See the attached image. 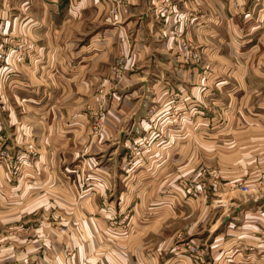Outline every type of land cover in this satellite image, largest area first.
<instances>
[{
	"label": "crops",
	"instance_id": "obj_1",
	"mask_svg": "<svg viewBox=\"0 0 264 264\" xmlns=\"http://www.w3.org/2000/svg\"><path fill=\"white\" fill-rule=\"evenodd\" d=\"M166 3L172 15L155 0H0V46L20 40L27 53L0 60L5 147L35 151L16 176L0 168L1 263L264 264V193L235 195L223 216L197 201L188 216L172 201L174 150L153 139L159 128L189 137L188 122L192 136L203 133L200 113L206 101L220 109L221 86L227 109L264 110V0ZM122 55L124 80L94 135L96 86ZM146 137L150 177L126 168ZM128 206L131 231L118 225ZM196 231L202 247L188 240Z\"/></svg>",
	"mask_w": 264,
	"mask_h": 264
},
{
	"label": "rangeland",
	"instance_id": "obj_2",
	"mask_svg": "<svg viewBox=\"0 0 264 264\" xmlns=\"http://www.w3.org/2000/svg\"><path fill=\"white\" fill-rule=\"evenodd\" d=\"M116 1L122 3L124 0ZM9 53L27 56L25 45L20 40L13 46H0V60L4 61L9 56ZM194 55L200 54L196 53ZM123 57L122 55L115 59L110 66V76L100 79L96 86L94 97L99 100L97 102L99 107L91 111V130L94 135L93 125L97 117L100 119L104 116L100 130L104 131L105 121L109 112L106 105L110 101V94L120 88L121 81L123 82L124 80L123 73L127 66V60ZM207 69L209 71V68ZM205 74H207V71ZM210 81L211 79L206 76L204 84L209 85ZM103 88L106 91L105 95L100 92ZM220 89L222 94L220 95V99H222L220 109L211 108L209 102L206 101V106L203 107L200 113L204 120L198 125L199 127H195H198V130L203 133L192 136L191 130L193 127L190 124L191 122H188L189 137H162L164 131L161 128L159 130L156 129L158 137H153L158 142L169 140L168 145L174 150V156L169 160L173 174L172 180L174 181L172 201L174 208L179 205V208H184L182 213H187L188 216L199 212L197 210L199 206L197 201L207 200L209 207L212 208L208 212L213 213L212 206L214 205V208L223 216L232 212L234 205L231 203L235 195L264 193V124L260 123L261 120L264 123V110L261 108L250 112L247 110L239 112L229 110L224 104V101H228L229 95L225 87L221 86ZM248 117L258 118V124L248 123L246 121ZM4 137L6 139L5 133ZM153 139L149 140L146 137L135 144L132 153L126 156V168L127 166L137 167L140 164V171H146L141 176L150 177L147 169L155 164V159L149 157L150 147L154 142L151 143ZM177 139H179L178 143ZM5 143L6 141L0 147V168H6L10 171L12 165L15 163L20 164V162L9 153ZM32 148L29 145V149L33 150ZM177 148H179L178 152L175 151ZM180 151L183 153L181 156ZM141 181H144L143 178H141ZM243 186H250L253 190L243 193L240 191ZM143 191L147 192L148 190L146 188ZM225 201H227L228 205H225ZM132 214L133 208L128 206L124 211L123 221L118 223L123 230H133L134 227L130 220ZM3 223H0V225ZM188 224L190 226L193 223L189 222ZM112 225H116V223H112ZM4 229L5 226L2 225L0 227V237L7 233ZM198 232L200 231H196L195 234L189 233L188 240L196 241L202 247L203 242L207 244L206 237L204 239L201 237L204 234L206 235V233L201 231V234H199ZM185 235L183 233L182 237L185 238ZM194 238L195 240H193ZM208 253V250H206V255Z\"/></svg>",
	"mask_w": 264,
	"mask_h": 264
},
{
	"label": "built area",
	"instance_id": "obj_3",
	"mask_svg": "<svg viewBox=\"0 0 264 264\" xmlns=\"http://www.w3.org/2000/svg\"><path fill=\"white\" fill-rule=\"evenodd\" d=\"M156 1H159V2H163L164 3L163 6L160 7V14H162V15H169V14L171 15V14H173V6L170 5V4H168V3H166L167 0H156ZM23 56H24V54H23ZM100 92L103 95L106 94V91H105L104 88L101 89ZM103 119H104V116L101 117L100 119L97 117L96 120L94 121L93 127H94L95 135L101 134L103 132V131H100L101 130V126H102L101 123L103 124ZM95 128H96V130H95ZM4 141H5V137H4V133H3V128L0 125V147L2 146V144L4 143ZM15 158H17V160H19L20 164H18V163L16 164L15 163L14 165H12V167L10 169V173L12 175H14V176L17 175L20 166L28 165V164L32 163V161L35 158V151L34 150H29V151L21 152ZM252 190L253 189L250 186H243L240 191H242L243 193H248V192H251ZM226 202L227 201H225V203ZM225 205H228V204L226 203ZM186 248H187V250L190 253H194L197 256H202V251H201L200 247H198V245L195 242L187 243L186 244Z\"/></svg>",
	"mask_w": 264,
	"mask_h": 264
}]
</instances>
